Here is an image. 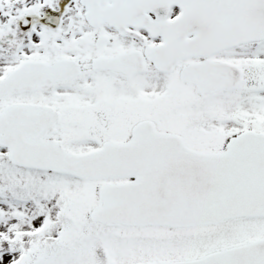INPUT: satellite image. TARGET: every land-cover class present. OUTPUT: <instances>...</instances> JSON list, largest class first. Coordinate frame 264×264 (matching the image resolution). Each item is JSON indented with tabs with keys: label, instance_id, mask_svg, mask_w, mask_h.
<instances>
[{
	"label": "snow or ice",
	"instance_id": "snow-or-ice-1",
	"mask_svg": "<svg viewBox=\"0 0 264 264\" xmlns=\"http://www.w3.org/2000/svg\"><path fill=\"white\" fill-rule=\"evenodd\" d=\"M0 264H264V0H0Z\"/></svg>",
	"mask_w": 264,
	"mask_h": 264
}]
</instances>
